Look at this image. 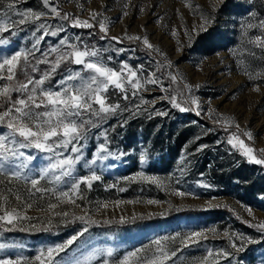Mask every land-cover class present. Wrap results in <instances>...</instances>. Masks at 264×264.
Returning a JSON list of instances; mask_svg holds the SVG:
<instances>
[{
  "label": "rangeland",
  "instance_id": "rangeland-1",
  "mask_svg": "<svg viewBox=\"0 0 264 264\" xmlns=\"http://www.w3.org/2000/svg\"><path fill=\"white\" fill-rule=\"evenodd\" d=\"M10 2L0 0V22L16 21L9 32L0 33L6 41L0 44V59L21 49L34 52L17 70L18 82L39 79L50 70L51 63L37 61L45 55L54 61L57 53L52 48L69 51L60 44L67 39L81 50L98 51L94 59L114 70L127 63L143 87L136 95L128 85L126 93L110 87L107 103L120 107L103 120L85 113L83 118L97 126H87L77 144L79 153L71 152L72 145L56 149L64 156L81 157L59 182L52 173L40 178L41 170L55 161L53 153L20 149L33 159L19 178L10 176L5 167L0 194L30 219L17 222L11 231L5 230L11 225L0 226V243L8 245L0 249V258L24 256L39 264L35 257L42 250L63 244L87 227L82 237L59 253L57 264H102L105 257L100 253L109 248L113 251L110 264H119L137 249L147 258L156 253V240L169 254L176 251L166 264H264V230L257 227L264 223V165L250 162L238 146L227 143L235 133L254 148L257 158H264V50L249 43L264 33L258 26L264 20V0H224L222 5L217 0H49L48 6L43 0H15L9 9ZM51 7L60 15H54ZM28 11L44 15L19 24L22 17L17 13ZM90 12L102 15L90 20ZM64 14L89 20L94 27H72L70 20L61 18ZM101 19L106 21L107 35L99 30ZM205 19L206 30L200 31ZM40 24L49 33L63 31L45 35ZM75 71L87 75L80 66L62 63L43 87L59 90L57 82ZM172 76L177 77L175 82ZM149 78L158 84H147ZM4 83L0 81V86ZM22 95L12 92L10 101ZM172 96L188 111L173 107ZM10 101L0 98V112ZM8 131L0 124V135ZM245 132L251 133V139ZM101 145L108 152L99 153ZM93 172L101 179L90 189L81 185L72 197L75 204L57 199L58 193L70 191L74 182ZM32 179H39L38 186L46 191L32 189ZM50 204L57 206L50 209ZM65 212L67 216L59 215ZM80 216L85 220L77 219ZM106 220L112 223L105 224ZM191 231L204 232L206 239L183 247L181 239ZM233 242L243 244L244 250L237 252ZM210 250L213 256L205 261ZM221 251L231 255H216Z\"/></svg>",
  "mask_w": 264,
  "mask_h": 264
},
{
  "label": "snow or ice",
  "instance_id": "snow-or-ice-1",
  "mask_svg": "<svg viewBox=\"0 0 264 264\" xmlns=\"http://www.w3.org/2000/svg\"><path fill=\"white\" fill-rule=\"evenodd\" d=\"M46 6L49 5V0H43ZM224 0H217L218 5H222ZM15 0H12L7 7L9 9L14 8ZM50 11L59 16L56 7H51ZM22 18L19 19V24H24L28 20H39L44 13H36L34 11H28L27 13H17ZM101 13L90 12V20H96ZM127 15V13H125ZM64 20H70L72 27L79 28H93L94 24L89 20H81L79 17L72 19L68 14H64L62 17ZM203 19V18H202ZM16 21L0 22V33L9 32L11 27L15 26ZM208 21L205 19L201 23L200 31H205V24ZM261 29H264V20L259 21L258 25ZM248 28L254 27L252 24L247 25ZM40 29H45V35L50 34L52 36L58 35L59 31L63 29L51 30L50 33L46 29L44 24L39 25ZM99 30L101 33L107 35L108 28L106 21L99 20ZM175 36V31L172 33ZM44 37L41 36L36 41L39 44L40 40ZM103 38V37H102ZM113 40L119 41L120 38L112 37ZM129 40H139L140 37L128 36ZM6 41L0 39V44H4ZM249 43L253 44L257 48L264 50V33L257 35L254 39H251ZM36 44L33 48H36ZM60 44L66 46L69 51H61V49L52 48V53H57L54 61H48L47 56L42 60H38L37 63H51L50 70L44 72L39 79L28 78L26 82L17 81V70L22 67L23 64H27L30 55H34V52L26 50L15 51L14 54L4 56L0 59V81H7L0 86V98L6 101H10L12 92H20L23 95L20 98L10 101L4 111L0 112V124H5L8 131L6 135H0V174L5 170V167L9 169L8 174L13 177L19 178L21 173L29 167V162L32 161L31 155H25L20 149L35 148L39 151L46 153H53L56 157L54 162H50L44 169L41 170L40 178H44L50 173L54 181L59 182L63 177L70 175L73 166L81 159L80 155L64 156L62 153L56 151L59 148L67 149L71 146V152L77 154L80 152V148L77 144L84 138V134L87 132L88 125L96 127V123L91 119H84L85 113L91 117L97 118V120H103L105 117L114 114L120 105H110L107 103L106 93L110 87H113L121 92H127L126 85L130 86L133 90V95L143 87L140 79L137 78V72L129 67L127 63L123 64L120 70H114L106 66L101 61L94 59L98 56V51L89 50L87 48L81 50L76 45L69 44L67 39H61ZM143 44L145 47L151 49L153 46L149 43L147 38H143ZM253 55H255L253 53ZM69 62L71 64L80 66L82 71L87 75H82L81 71H75L62 78L57 83L60 85L59 90L45 89L43 86L49 80H51L53 74L60 67L62 63ZM33 72L37 71L36 68L32 69ZM247 74V73H246ZM173 82L177 77L172 76ZM78 81L79 83H71ZM147 84H158V80L155 78H149L146 81ZM185 87H189L185 85ZM197 87H199L197 85ZM163 90V89H162ZM128 99L127 95L123 97ZM143 103V101H141ZM170 102L173 107L179 108L181 112L188 111L187 108L182 107L177 100L176 96L170 97ZM192 104H196V100H192ZM139 107V106H137ZM163 115L164 113H157ZM199 114V113H197ZM239 126L237 125V128ZM245 136L251 139V133L245 132ZM77 143H73V142ZM227 143L233 148L239 147L241 155L247 157L250 162L264 165V158H257L254 154L253 147L247 145L240 136L233 133L228 139ZM264 151V150H262ZM99 153L108 152L105 145H101L98 149ZM111 154V153H109ZM103 158V157H98ZM90 163H95V160ZM16 169V170H12ZM59 173L56 175L55 173ZM101 177L95 172L91 175L84 176L78 179L71 185L70 191L60 192L57 195V199L61 202H65L67 198L68 203L75 204V200L72 197L77 196L81 185H86L89 189L92 187L94 181L100 180ZM155 181V178H151ZM32 189L36 192L46 191L40 188L39 179H32L30 181ZM10 191V190H9ZM123 191V189H121ZM177 195H185L186 193L177 192ZM16 200L20 201L21 197L16 196ZM133 201H128L132 203ZM117 204L122 203L117 201ZM148 203H156V201H148ZM57 205L50 204L49 208L54 209ZM107 204L102 207H107ZM31 207V205H28ZM212 207V205H209ZM179 210V209H178ZM251 213V210L249 209ZM59 215L67 216L68 214L59 213ZM135 218V217H133ZM30 219L27 215L23 214L18 207H11L8 203V197L4 194H0V226L11 225L12 227L6 228V231H11L16 227L17 222L21 220ZM77 219L85 220L84 216L77 217ZM87 223H95V221L88 220ZM125 222V217L120 218V223ZM105 224L112 223V221H104ZM259 229L264 230V223L257 225ZM24 230V229H21ZM88 231V228H84L82 231L77 232L70 239L63 244H58L54 247H48L46 250H42L39 255L35 257V261L39 264H57L56 257L59 253L64 252L75 241L84 235ZM215 231V230H212ZM173 240L176 237L172 238ZM201 239H206V235L202 231H191L181 239L183 247H188L190 244L198 243ZM237 239L244 240L243 237H237ZM255 241L248 240L247 243H254ZM156 253L151 257H143L140 255L141 250L127 253L120 261L119 264H166L172 257L176 256V251H169L166 247L162 246L161 240H156ZM232 248L237 252L244 250V245H237L232 243ZM8 245L0 243V249H4ZM179 250V249H178ZM177 250V251H178ZM100 255L105 257L102 260V264H110L109 258L113 256L112 249H107L101 252ZM216 255L226 258L231 253L219 252ZM213 256V252L210 250L208 256L204 258L205 261L209 257ZM0 264H33L27 257L16 256L15 258L4 257L0 258ZM76 264H81L77 261Z\"/></svg>",
  "mask_w": 264,
  "mask_h": 264
}]
</instances>
